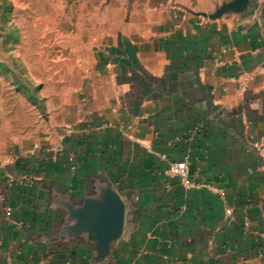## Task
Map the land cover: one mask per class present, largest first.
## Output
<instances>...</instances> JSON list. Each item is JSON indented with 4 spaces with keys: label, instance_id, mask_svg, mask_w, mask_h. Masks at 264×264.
Listing matches in <instances>:
<instances>
[{
    "label": "crops",
    "instance_id": "1",
    "mask_svg": "<svg viewBox=\"0 0 264 264\" xmlns=\"http://www.w3.org/2000/svg\"><path fill=\"white\" fill-rule=\"evenodd\" d=\"M100 10L109 103L58 162L0 150V264H264V0Z\"/></svg>",
    "mask_w": 264,
    "mask_h": 264
},
{
    "label": "rangeland",
    "instance_id": "2",
    "mask_svg": "<svg viewBox=\"0 0 264 264\" xmlns=\"http://www.w3.org/2000/svg\"><path fill=\"white\" fill-rule=\"evenodd\" d=\"M107 1L0 0L2 153L53 157L66 134L104 112L102 82L89 73L101 72L91 63L92 33ZM115 11L109 5L110 26Z\"/></svg>",
    "mask_w": 264,
    "mask_h": 264
},
{
    "label": "built area",
    "instance_id": "3",
    "mask_svg": "<svg viewBox=\"0 0 264 264\" xmlns=\"http://www.w3.org/2000/svg\"><path fill=\"white\" fill-rule=\"evenodd\" d=\"M64 157V152L60 151L56 153L54 156V162H58L60 159ZM161 158L164 160H168L167 155L163 154L161 155ZM73 160L72 158H70ZM165 177L170 179H178L181 184L186 187H191L190 182V175H191V161L188 157H184L181 161L177 162H168V165L163 169L161 172ZM228 214L231 213V211H227Z\"/></svg>",
    "mask_w": 264,
    "mask_h": 264
},
{
    "label": "water",
    "instance_id": "4",
    "mask_svg": "<svg viewBox=\"0 0 264 264\" xmlns=\"http://www.w3.org/2000/svg\"><path fill=\"white\" fill-rule=\"evenodd\" d=\"M109 206V205H108ZM114 206H116V204H115V202H114ZM117 213V212H116ZM116 221V224L114 225V228H112V229H114V230H118V224H117V222H118V220H115Z\"/></svg>",
    "mask_w": 264,
    "mask_h": 264
}]
</instances>
